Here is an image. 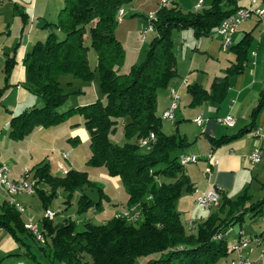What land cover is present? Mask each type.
<instances>
[{"label": "trees", "instance_id": "obj_1", "mask_svg": "<svg viewBox=\"0 0 264 264\" xmlns=\"http://www.w3.org/2000/svg\"><path fill=\"white\" fill-rule=\"evenodd\" d=\"M129 1L63 0L56 22L46 23L51 30L45 39L34 42L23 58L26 87L40 97L41 104L13 115L9 120V136L21 139L38 126L56 125L80 113L89 139L87 164L104 165L109 175L117 176L126 191L128 208L136 207L140 212L135 220L120 214L98 224L85 221L81 230L76 228L77 220L66 213L42 217L40 230L45 242L41 244L25 228L19 210L3 201L0 226L18 240L20 234L28 233L39 243L41 254L47 260H38L41 264H215L228 253V229L240 223L247 210L257 214L264 209V196L247 204L246 193L236 198L221 194L220 201L213 206L218 207L202 222L188 228L175 203L192 185L175 152L190 141L178 131L165 133L161 116L156 112L157 90L166 87L177 74L174 31L191 28L195 36L208 34L239 6L231 7L235 0H210L207 7L194 10L181 9L177 1L158 8L144 59L122 72L124 48L115 35V28L119 22L118 11ZM53 29L63 36L59 38ZM249 41V35L245 34L230 47L235 61L224 75L213 79L209 89L199 84L187 87L191 105L224 98L229 75L243 67ZM89 47L96 53L95 67L104 99L96 98L60 111L58 108L67 99L68 92L63 90L59 77L64 74L82 79L93 77L87 57ZM13 62V58L6 60V84ZM4 88H0V95ZM262 106L264 90L251 116ZM119 121L126 139L122 144L109 138ZM249 128L210 138L211 143L213 147L219 146ZM150 135H153L151 145L144 146L146 151H140L139 139ZM33 171L37 183L35 193L44 209L59 189L66 193L64 211L77 190V214L100 209L101 195L94 200L84 191L86 186L95 185L85 170L70 168L63 175H55L48 163H43L33 167ZM41 183L48 189L39 187ZM26 254L34 257L31 252Z\"/></svg>", "mask_w": 264, "mask_h": 264}, {"label": "crops", "instance_id": "obj_2", "mask_svg": "<svg viewBox=\"0 0 264 264\" xmlns=\"http://www.w3.org/2000/svg\"><path fill=\"white\" fill-rule=\"evenodd\" d=\"M158 1L142 0V5L148 4L149 9H153ZM195 1L193 0L190 10H194ZM209 3L210 0H200L202 7H207ZM62 4L63 0H0V88L5 87L0 95V161L8 164L10 178L19 177L25 168L30 169L29 176L33 177V167L43 163H48L50 168L49 149L68 148L70 144L78 146L80 138L77 131L71 127V123L38 126L21 139L9 136L10 118L33 105L41 104L40 97L26 87L23 58L34 42L45 39L51 30V26L46 23L56 22ZM177 4L183 9L182 0H177ZM247 4V0H235V4L231 7ZM259 5L264 6V0H259ZM120 11L123 13V9ZM128 11L124 9V13ZM141 17L145 21L146 17L144 15ZM135 18H138L137 15L131 17L125 15L122 22L133 21L136 31V27L141 28L143 24L142 21L134 20ZM177 34L179 36L176 37V41L175 38L173 39L177 74L166 87L157 90L156 112L161 116L162 130L165 133L178 131L190 141L187 147L178 149L175 153L197 156L196 161H188L184 164V172L192 188L184 190L177 198L178 205L186 213L185 219L181 220L185 222L191 219L193 224H197L218 207L217 205L208 210L198 208L194 200L200 191L211 189L216 185L220 186L219 201L221 194L236 198L246 193L249 196L247 204L264 196V106L254 117L251 116V110L257 103L261 91L264 90V30L256 15H251L237 26L232 34V45L245 34L250 37L242 69L229 75L227 91L221 101L207 99L197 105H191V94L187 87L199 84L209 89L213 79L224 75L228 66L235 61V54L230 48L232 45L227 49L221 47L222 38L215 29L201 36H195L191 28L177 31ZM177 51L180 53L181 61L177 59ZM9 58H13L14 62L6 84L4 67ZM171 87L179 91L180 100L178 106L174 107V118L168 119L172 125H168L162 119L164 118L162 112L169 105ZM226 114L234 118L233 125H224L216 120L217 117ZM199 115L203 117L201 124L193 120ZM246 126L250 127L249 130L226 143L213 147L210 138L236 134ZM83 137L87 139L88 134L85 133ZM255 147L261 149V156L259 161L252 163L248 159V154ZM62 152L64 151H61V156ZM69 157L70 154L66 160L71 164ZM70 168L74 167L69 165L68 169ZM38 186L48 189L42 183ZM16 195H13V198L23 205ZM6 200L8 196L1 194L0 205ZM8 203L13 205L10 201ZM25 212L26 210L20 212L24 222L27 218L35 220V214ZM41 219L36 220L39 225ZM86 219L91 221L90 217ZM245 224L251 227H245ZM235 225L237 231L230 238V242H228L229 233L226 236L227 255L215 264H231V260L238 257V253L229 249V246L240 234L264 233V209L257 214L247 210L241 222L233 226ZM20 236L21 239L18 240L6 228L0 226V264H41L39 261H47L44 255L43 260L42 257L37 258L30 249L27 238L31 240L33 238L28 233ZM260 247L254 245L252 251L245 250V256L251 260L250 264H264V254L261 255ZM26 251L33 253L34 257H30ZM39 252L41 253L40 249Z\"/></svg>", "mask_w": 264, "mask_h": 264}, {"label": "rangeland", "instance_id": "obj_3", "mask_svg": "<svg viewBox=\"0 0 264 264\" xmlns=\"http://www.w3.org/2000/svg\"><path fill=\"white\" fill-rule=\"evenodd\" d=\"M139 1L140 0H130L121 7V9H123V13L119 14V22L115 28V35L117 36L118 40L124 48V58L120 65V70L122 72L128 71L133 66V64H139L144 59L148 43L150 41V38L152 37V31H149L147 33L146 39H141V28L146 25V19L144 21L141 16L144 15L146 17L151 12H155L159 8L158 3L155 7H152L153 9H149L148 4L142 5V0L140 2ZM182 1L184 2L182 8L185 11L190 10L193 0ZM124 9L126 10V12L129 10L128 13H124ZM125 15H128V17H131V15H137L138 18H135L134 20L142 21L143 26L141 28L136 27L135 31V23L133 21L126 23L122 22ZM53 30L57 33L59 38L63 36V33L59 30ZM182 30L184 29H181V31ZM178 36L179 35L175 30V41L176 37ZM88 42L89 41L87 40V44ZM176 55L177 59L181 61L180 53L178 51L176 52ZM87 57L89 65L93 69L92 78L82 79L75 77L73 74H64L59 77V81L63 90L65 92H68L67 99L58 108L60 111L66 110L73 106H77L79 104L82 105L92 102L96 98L104 99L103 96L100 94L99 90V76L98 71L95 67L97 57L92 47L88 48ZM162 119H164L163 121H165L166 124H171L170 120L166 118ZM83 122L84 120L80 113L72 114L65 120L60 122V124L71 123V127L75 131H77V134L80 139L77 144L78 146L70 144V146L68 145V148L59 147L61 148L59 149L57 147H54L52 148V150H48L50 171L52 174L55 175H63L65 171L68 170L69 165L76 169L85 170L89 179L93 181L95 185L90 187L86 186L84 191L94 200L99 199L101 195L100 209L99 211L95 209H89L83 214H77L76 200L79 194L78 190L73 194L70 200V206L65 211L64 206L66 204L64 201L66 193L61 189L57 190L56 196L52 199L47 209H44L42 207L41 200L37 193L17 194V199L22 202V204L25 206L26 212L35 214V220L41 219L44 216L45 210H52L53 212H56V215H61L60 213L64 212L63 214L66 213L67 215H70L72 218L77 220L76 228L78 230H81L84 226V222L87 221V217L91 218V222L98 224L107 221L115 215H120L124 210L130 209L127 205V195L121 180L117 176L109 175L104 165L87 164L86 161L90 155V147L88 137L87 139H84L83 137L85 136V133H87ZM109 138L111 139V141L116 142L118 144H122L126 140L122 128V123L120 121L117 123L115 130L109 134ZM71 148H73V150ZM61 151L68 152L70 154V157L68 159L71 161V164L67 162L66 158L61 156ZM140 151H146V148L142 146L140 147ZM176 202V209H178V211L180 212V218L183 220L186 217V213L183 212L182 207L178 205V200ZM60 209H62L61 212H58ZM244 226H247L248 228L251 227L247 224H245ZM236 231L237 225L231 227L227 231V233H229L228 242H230V238L233 237V234ZM34 239L31 240L30 238H27V242L30 244V249L37 255V258L42 257L43 260L44 257L38 249V245L40 242L37 243V240L35 239V241Z\"/></svg>", "mask_w": 264, "mask_h": 264}, {"label": "built area", "instance_id": "obj_4", "mask_svg": "<svg viewBox=\"0 0 264 264\" xmlns=\"http://www.w3.org/2000/svg\"><path fill=\"white\" fill-rule=\"evenodd\" d=\"M177 0H159L158 6H162V2H170L174 3ZM248 4L244 6L237 7L233 12L226 15L218 24L215 31L221 35V47L223 49H227L233 43L232 34L236 30L237 26L246 18L251 15H256L261 24L262 30H264V6L259 5V0H247ZM202 6H198V0L194 3V9H200ZM156 14L155 12H151L146 16V25L141 30V39H146V35L149 31H153V22L155 20ZM180 100V93L176 89L174 94H169V105L166 109H164L163 117L172 120L173 119V107H177ZM197 124H201L203 121L202 116H196ZM216 120L224 125H233L235 120L230 114H226L223 117H217ZM139 142H142V137L139 139ZM151 143H149V146ZM68 152H62V156L64 158L68 157ZM179 156H186L189 162H194L197 159V156L194 154H186L182 153ZM261 156V149L259 147H255L249 154L248 159L250 162L254 163L259 161ZM67 171V170H66ZM65 171V172H66ZM30 169L25 168L21 175L17 178H10V168L8 164L0 161V179L3 180L4 186L8 189V191L15 192L16 191H28V193L32 190H36L37 183L34 177H30ZM221 190L220 186H213V188L200 191L197 193L195 197V205L201 210L210 209V203H216V199H219V192ZM195 191L197 189L195 188ZM18 210L24 212L25 207L17 202ZM136 208V207H131ZM56 212L50 210V216H43L46 218H53ZM140 213V212H139ZM123 216H126L130 220L138 219L137 216H130L129 211L121 213ZM26 221L31 224V226H35L36 229L40 231L39 222L32 219L27 218ZM190 225L193 226V222L190 219ZM254 245L261 246L260 251L261 255L264 254V233L259 235H244L240 234L229 246V249L234 250L238 253V257L231 260V264H250L251 260L245 256L246 251H252Z\"/></svg>", "mask_w": 264, "mask_h": 264}, {"label": "bare ground", "instance_id": "obj_5", "mask_svg": "<svg viewBox=\"0 0 264 264\" xmlns=\"http://www.w3.org/2000/svg\"><path fill=\"white\" fill-rule=\"evenodd\" d=\"M169 4H171V3L170 2H162V6H160V7L167 6ZM198 6H200V0H198ZM119 14H122V11H120V10L118 11V18H119ZM183 82H185V81H183ZM175 90H176L175 88L171 87L169 89V94H174ZM163 114H164V111L162 112V117H163ZM173 118H174V107H173ZM193 120L196 122V119H193ZM152 140H153V135H150L147 137H142V142H140V145L148 146ZM179 160H180V163L182 165H184L186 162H188V159H186V156H179ZM22 193L23 194H33V193H35V190H32L29 193H28V191H16V193L12 192V191H8L6 186H4L3 180L0 179V195L1 194L7 195L8 200L10 201V203H12L16 207V209H18V206H17L16 200L13 198V195L22 194ZM8 200H6V201H8ZM217 202H218V199H216V203H210V208H212L214 205H216ZM126 211H129V209L124 210L123 212H126ZM137 215H139V210L137 208H130V216H137ZM44 216H50V210H45ZM24 226L33 235V237L38 242H40V243L45 242V239H44L43 234L41 233V230L39 231V229H36L35 226H31V224L28 223L26 220H25ZM187 226H188V228H191L190 220L187 221Z\"/></svg>", "mask_w": 264, "mask_h": 264}]
</instances>
